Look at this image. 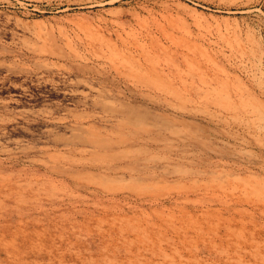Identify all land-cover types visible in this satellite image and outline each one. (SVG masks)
<instances>
[{
    "label": "rangeland",
    "instance_id": "374dc122",
    "mask_svg": "<svg viewBox=\"0 0 264 264\" xmlns=\"http://www.w3.org/2000/svg\"><path fill=\"white\" fill-rule=\"evenodd\" d=\"M0 264H264V0H0Z\"/></svg>",
    "mask_w": 264,
    "mask_h": 264
}]
</instances>
